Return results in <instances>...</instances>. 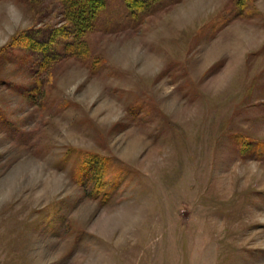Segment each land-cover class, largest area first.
Returning <instances> with one entry per match:
<instances>
[{"label":"rangeland","instance_id":"obj_1","mask_svg":"<svg viewBox=\"0 0 264 264\" xmlns=\"http://www.w3.org/2000/svg\"><path fill=\"white\" fill-rule=\"evenodd\" d=\"M107 3L34 76L57 0H0V264H264V0Z\"/></svg>","mask_w":264,"mask_h":264},{"label":"trees","instance_id":"obj_2","mask_svg":"<svg viewBox=\"0 0 264 264\" xmlns=\"http://www.w3.org/2000/svg\"><path fill=\"white\" fill-rule=\"evenodd\" d=\"M158 2L161 3L162 0H121L126 15L131 20L145 17ZM57 4L60 16L57 25L46 30H22L6 47L9 58L17 65L30 63L28 67L34 76L42 71L47 72L56 60L59 61L60 56L63 58L74 55L82 59L89 56L86 36L97 28L108 5L107 0H57ZM35 80L29 87L34 85L38 89L39 81ZM248 147L251 148L250 144ZM102 166L96 160L94 163L87 161L80 168L84 174L89 171L94 177L99 175Z\"/></svg>","mask_w":264,"mask_h":264}]
</instances>
